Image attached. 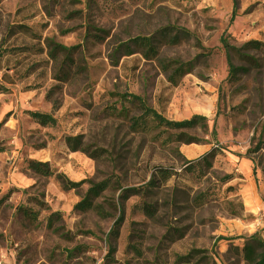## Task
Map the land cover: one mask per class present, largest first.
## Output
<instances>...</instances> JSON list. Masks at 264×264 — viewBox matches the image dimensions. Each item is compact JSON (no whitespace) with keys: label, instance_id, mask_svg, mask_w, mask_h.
<instances>
[{"label":"rangeland","instance_id":"obj_1","mask_svg":"<svg viewBox=\"0 0 264 264\" xmlns=\"http://www.w3.org/2000/svg\"><path fill=\"white\" fill-rule=\"evenodd\" d=\"M14 25L38 38L8 37ZM179 31V42L167 44L163 32ZM149 36L155 57L136 45ZM223 40L235 49L262 43L244 51L261 67L230 80ZM51 41L74 47L71 63L49 58ZM127 43L129 56L119 48ZM169 61L189 71L173 82L160 65ZM3 75L14 84L0 94V264H183L178 257L192 250L206 259L189 264H247L244 245L264 242V0H0V82ZM130 95L171 121L205 118L184 130L190 144H169L194 167L158 190L144 187L155 168L180 175L160 146L174 132L133 133L129 119L141 110ZM30 112L56 125L41 126ZM69 137L97 153L71 151ZM36 162L51 174L35 173ZM102 181L101 214L75 210ZM171 185L192 188L202 205ZM130 187L141 191L122 201L111 234L121 189Z\"/></svg>","mask_w":264,"mask_h":264},{"label":"trees","instance_id":"obj_2","mask_svg":"<svg viewBox=\"0 0 264 264\" xmlns=\"http://www.w3.org/2000/svg\"><path fill=\"white\" fill-rule=\"evenodd\" d=\"M20 32L23 35L30 36L31 38L35 39L38 38L33 32L32 28L28 27L26 25H14L10 26L8 28L7 34L9 36H15ZM183 32V31H182ZM181 31H179L178 34H176L174 37H167L168 35L163 32V35L166 36L164 39L166 40L167 44L175 45L179 42V39L181 38ZM153 37H142L139 41L133 40L130 41L133 44H136L138 46H142L146 50V56L152 55L156 56L157 51L153 47ZM129 42V43H130ZM129 43L120 45L119 48L123 49L125 52V55H131L132 50L130 49ZM223 46L227 53V64H228V78L230 80H236L237 77L241 74H247L252 68L258 69L261 67V64L259 62V59L253 55H250L247 52H244L246 50H256L257 52L261 50L262 43H259L257 41H250L247 42L245 45H243L239 49H235L234 47H230L229 44L226 43L225 40H223ZM49 47V58L53 61L56 60L58 54H63L65 57L64 59L68 61L69 63L72 62V59L70 57V54L73 52L74 47L67 48L59 44H54L52 41L47 44ZM232 56L237 57L240 60H243L247 66H236L232 62ZM161 68L164 72L171 71V75L169 77V80L175 82L176 77L182 76L186 74L189 71L188 65H184L182 63H179L177 61H169L165 63H160ZM188 68V69H187ZM64 78H67L68 74L64 75ZM14 80L13 77H9V75H3L1 77L0 82V94L8 93V89L5 85H13ZM126 99L129 100V102L133 106H137L141 110V115L138 117H132L129 119L130 122V130L133 133H150L154 129L158 128H164L166 132H174L170 135L174 136L175 140H167L162 141L160 143L161 148L167 149L168 152L177 159L178 162H180L179 170L180 175H177L174 169H167L158 167L154 169V175L151 177V179L144 185L145 188H148L149 190L161 188L167 184L170 183V180L173 179V177L181 176V174L188 173L192 170L194 167L193 161H185L182 160V155L180 154L179 150L176 147H170V143L176 142V143H185L190 144L191 141L189 139L185 140L183 138H186V135L184 133V130L186 129H194L199 122H201V126H203V121H205L204 117L200 116H192L189 120L181 121V122H175L168 120L164 118L161 114L156 112L155 110L147 107L145 103L141 100V98L130 95L126 96ZM30 118L36 122L37 124L41 126H49L53 127L56 125V121L53 117H51L48 114H41L37 112H30L29 113ZM149 124H152L149 126ZM169 138V137H168ZM67 146L69 149L73 152L81 150L83 152H86L88 154H93L92 157H94L97 153V151H90L88 146H81V143L79 142V138H67L66 139ZM31 169L38 174H41L43 176H49L51 173L47 167L46 163H32ZM73 188L77 187V185H73L71 183H66L65 188ZM178 188H184L187 189L189 193L193 194V200L192 204L193 206H201L202 203L199 201L198 197L195 196V193L192 188L186 187L184 185H176ZM109 188V183L107 181H102L99 183L92 184L88 190L86 191L85 195L82 197V199L75 205L74 209L80 212H87V211H96L99 214L102 212V208L100 205L95 204V200L100 198L102 193L106 191ZM141 191V188L136 187H130V188H123L121 189L119 199L121 202L119 203V206H117V209L119 210V217L114 223L113 231L111 234H116L117 230L119 229V225L123 220V213H122V201L128 199L129 197L137 195ZM141 211L145 216L152 217L154 215L153 209L150 207V204L148 201H143L141 203ZM25 215L30 218H34L33 213H30L28 211H25ZM53 216H58V214H54ZM57 220V218H54ZM52 224V221L49 222V226ZM243 251V259L247 264H264V242L261 240L256 239L255 237H252L248 243H246L242 249ZM200 254V251L192 250L187 255L183 257H178L177 260H179L183 264H189L191 260H195ZM199 262L204 263L206 257H198ZM201 263V264H202Z\"/></svg>","mask_w":264,"mask_h":264},{"label":"crops","instance_id":"obj_3","mask_svg":"<svg viewBox=\"0 0 264 264\" xmlns=\"http://www.w3.org/2000/svg\"><path fill=\"white\" fill-rule=\"evenodd\" d=\"M170 185V183L169 184H167V185H165V186H163V187H166V186H169ZM172 187H174L173 185H171ZM162 188V187H161ZM175 188V187H174ZM158 189H160V188H157V189H153V190H158ZM175 189H178V190H184L183 188H175ZM153 190H151V191H153Z\"/></svg>","mask_w":264,"mask_h":264}]
</instances>
